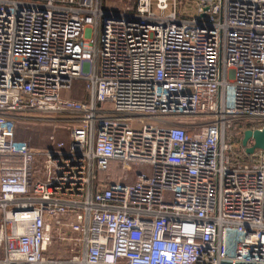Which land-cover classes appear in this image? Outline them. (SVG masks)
I'll list each match as a JSON object with an SVG mask.
<instances>
[{
	"label": "built area",
	"instance_id": "1",
	"mask_svg": "<svg viewBox=\"0 0 264 264\" xmlns=\"http://www.w3.org/2000/svg\"><path fill=\"white\" fill-rule=\"evenodd\" d=\"M185 1L0 0V264H264V0Z\"/></svg>",
	"mask_w": 264,
	"mask_h": 264
},
{
	"label": "rangeland",
	"instance_id": "2",
	"mask_svg": "<svg viewBox=\"0 0 264 264\" xmlns=\"http://www.w3.org/2000/svg\"><path fill=\"white\" fill-rule=\"evenodd\" d=\"M103 6L114 10H121L128 7H133L136 4V0H101ZM178 8L180 10H188L192 13H196L197 3L187 2L185 0H179ZM172 9V5L170 7ZM88 91L86 89L85 83L81 79H77L71 90H64L62 92L63 96L73 97L77 95L78 97L87 96ZM85 98V97H84ZM62 115L54 113H42L36 112L31 113L28 118H20L16 123V132L19 139L29 140L32 146L36 148L46 149L52 147L57 141L63 140L66 143L70 141V127L65 123L61 122L60 118ZM242 124H233L228 131V140L230 142H235L238 137L242 136L239 128ZM234 149L228 153L237 156L240 153L241 147L234 143ZM117 173L116 170H114ZM135 172H149V167L144 164L137 165L135 167Z\"/></svg>",
	"mask_w": 264,
	"mask_h": 264
},
{
	"label": "water",
	"instance_id": "3",
	"mask_svg": "<svg viewBox=\"0 0 264 264\" xmlns=\"http://www.w3.org/2000/svg\"><path fill=\"white\" fill-rule=\"evenodd\" d=\"M241 144L249 154H253L258 149L264 150V128L244 130Z\"/></svg>",
	"mask_w": 264,
	"mask_h": 264
},
{
	"label": "trees",
	"instance_id": "4",
	"mask_svg": "<svg viewBox=\"0 0 264 264\" xmlns=\"http://www.w3.org/2000/svg\"><path fill=\"white\" fill-rule=\"evenodd\" d=\"M251 127H252V124H251V123H246V124H244V125H241V127L239 128L240 133L242 132L241 139H242V137H243L244 130H246L247 128H251ZM114 170H116L117 173H115ZM111 173H112V175H113V177H114L115 179H119V176H120V173H121V172H120V170L116 167V164H115V163L112 164V167H111ZM106 174H107V173H101V174H100V178H101V179L105 178Z\"/></svg>",
	"mask_w": 264,
	"mask_h": 264
},
{
	"label": "crops",
	"instance_id": "5",
	"mask_svg": "<svg viewBox=\"0 0 264 264\" xmlns=\"http://www.w3.org/2000/svg\"><path fill=\"white\" fill-rule=\"evenodd\" d=\"M76 81V80H75ZM85 83V82H84ZM69 97V96H68ZM85 97V98H84ZM72 98H76V99H81V100H87L88 99V94H87V96H83V97H78L77 95H74ZM61 115V114H60ZM69 115L70 114H65V115H62L61 116V118H60V120H61V122H63L64 121V119H67L68 117H69ZM2 255H3V252H2V250H0V257H2Z\"/></svg>",
	"mask_w": 264,
	"mask_h": 264
}]
</instances>
